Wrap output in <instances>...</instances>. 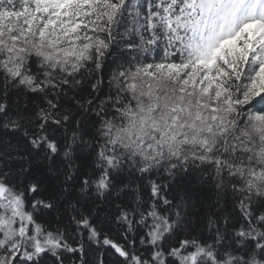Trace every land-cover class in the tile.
Here are the masks:
<instances>
[{
  "label": "snow or ice",
  "instance_id": "1",
  "mask_svg": "<svg viewBox=\"0 0 264 264\" xmlns=\"http://www.w3.org/2000/svg\"><path fill=\"white\" fill-rule=\"evenodd\" d=\"M0 264H264V0H0Z\"/></svg>",
  "mask_w": 264,
  "mask_h": 264
}]
</instances>
